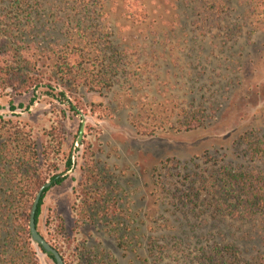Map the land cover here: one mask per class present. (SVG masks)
I'll use <instances>...</instances> for the list:
<instances>
[{
  "label": "rangeland",
  "instance_id": "obj_1",
  "mask_svg": "<svg viewBox=\"0 0 264 264\" xmlns=\"http://www.w3.org/2000/svg\"><path fill=\"white\" fill-rule=\"evenodd\" d=\"M199 1L82 0L68 8L67 0H32L30 15L20 17L30 32L19 38L30 45L29 78L40 86L18 94L0 83V119L21 125L41 149L62 128L75 170L46 193L38 231L65 264H80L89 250L115 264H198L212 245L264 257V231L208 210L221 167L264 174V160L250 153L253 142H264V17L249 15L247 0H224L219 12ZM4 42L0 70L14 56ZM76 44L90 51L85 70L111 82L68 93L66 103L48 95L60 91L48 87H57L55 61L36 47ZM193 119L201 126L186 129ZM90 152L100 178L81 172ZM98 182L107 194L91 192ZM32 246L38 264H55Z\"/></svg>",
  "mask_w": 264,
  "mask_h": 264
},
{
  "label": "trees",
  "instance_id": "obj_2",
  "mask_svg": "<svg viewBox=\"0 0 264 264\" xmlns=\"http://www.w3.org/2000/svg\"><path fill=\"white\" fill-rule=\"evenodd\" d=\"M70 1L73 3L71 4ZM75 1L81 4L82 0H67L65 6L74 8L77 5ZM247 1H250L252 7L251 12H248L249 15L263 18L264 0ZM31 2L32 0H4L3 6L0 4V38L2 37L4 44L9 47L6 52L14 54L12 62H6V66L0 70V83L4 88L12 89L18 94L24 90L28 92L34 86H36L35 89L40 86L37 79L29 78L32 62L26 58V53L29 52L27 47L30 45L27 41L19 43V38H27L30 34L20 17L30 15V12L26 10L30 8ZM199 4L207 9L205 12L208 10L219 12L226 8L224 0H200ZM3 9L13 12L18 20L9 22ZM3 18L7 21L3 22ZM36 48L41 56L55 61L54 77L51 81H57V87L50 85L48 87L52 91L60 88V91L57 96L51 93L48 95L60 101H63L62 98L69 103L66 95L75 94L79 88L89 87L91 92H97L100 83L105 85L106 82H111L109 79L104 80L105 76L94 77L92 73L85 70L84 61L90 62V51L82 49L80 44L73 45L69 49L60 46V49L53 52L45 48ZM64 49H66L65 52H63ZM79 59L82 60V64ZM35 102L36 100L32 99L30 106H33ZM10 110H16L12 103ZM70 111L77 113L73 106L70 107ZM185 125H189L186 129H194L199 128L201 123L193 119ZM141 127L140 124L136 126L139 132ZM61 134V127L50 131L48 133L50 143L41 149L32 140L30 132L21 125L0 119V264H38L29 229L35 199L40 189L48 182H51V188L61 186L68 177L67 173L73 169L71 156H64ZM250 151L253 161L264 160L263 141L253 142ZM62 156L64 157L61 158ZM97 166L98 162L94 158V153H88L85 166L81 168L84 178H100V174H97ZM215 185L218 188L219 197L216 202H211L208 206L213 219L228 217L241 223L254 224L264 231V174L262 172L252 168L232 169L224 166L216 171ZM89 186H91L90 183L86 187ZM51 188L44 191L41 197L35 217L37 228L43 200ZM90 190L97 196H103L108 192L104 184L99 182ZM103 200L104 198L101 199ZM88 201L91 202V198ZM89 206L92 207L93 203ZM38 248L44 253L42 248ZM200 255L198 264H264V257L250 260L241 257L234 245L207 246L201 250ZM49 257L54 261L52 256ZM79 261H81L80 264H115L110 257L92 250L79 257Z\"/></svg>",
  "mask_w": 264,
  "mask_h": 264
},
{
  "label": "water",
  "instance_id": "obj_3",
  "mask_svg": "<svg viewBox=\"0 0 264 264\" xmlns=\"http://www.w3.org/2000/svg\"><path fill=\"white\" fill-rule=\"evenodd\" d=\"M82 117L84 118V116ZM84 125H85V122H83L82 129L80 131L79 141H78L79 143L81 142V138L83 135ZM74 170H75V166L73 167L71 171L73 172ZM49 188H51V182H48L45 186H43L40 189L35 199V202H34V205L31 211L30 224H29L31 240L35 245H37L38 247L44 250V254H46L47 256H52L54 258L55 264H65L60 253L48 241H46V239L39 233L37 225H36V221H35L36 212L38 210L41 197L44 191L48 190Z\"/></svg>",
  "mask_w": 264,
  "mask_h": 264
}]
</instances>
